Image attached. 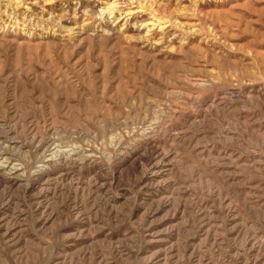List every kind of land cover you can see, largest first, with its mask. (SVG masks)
<instances>
[{
    "label": "rangeland",
    "instance_id": "obj_1",
    "mask_svg": "<svg viewBox=\"0 0 264 264\" xmlns=\"http://www.w3.org/2000/svg\"><path fill=\"white\" fill-rule=\"evenodd\" d=\"M0 264H264V0H0Z\"/></svg>",
    "mask_w": 264,
    "mask_h": 264
}]
</instances>
